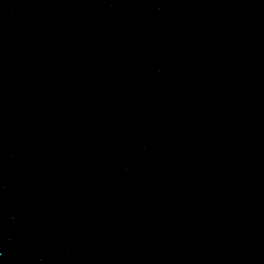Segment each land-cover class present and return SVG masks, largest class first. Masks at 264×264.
I'll return each mask as SVG.
<instances>
[{"label":"water","instance_id":"obj_1","mask_svg":"<svg viewBox=\"0 0 264 264\" xmlns=\"http://www.w3.org/2000/svg\"><path fill=\"white\" fill-rule=\"evenodd\" d=\"M0 264H264V0H0Z\"/></svg>","mask_w":264,"mask_h":264}]
</instances>
